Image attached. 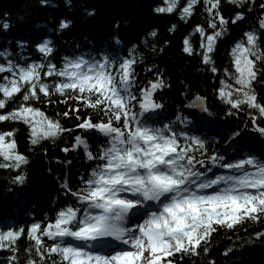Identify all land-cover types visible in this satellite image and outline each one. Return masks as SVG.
<instances>
[{
  "label": "snow or ice",
  "instance_id": "snow-or-ice-1",
  "mask_svg": "<svg viewBox=\"0 0 264 264\" xmlns=\"http://www.w3.org/2000/svg\"><path fill=\"white\" fill-rule=\"evenodd\" d=\"M71 2L65 0L67 5ZM228 2L249 11L253 8L252 0ZM40 3L48 4L49 0ZM197 4L198 0H186L181 7L180 0H166V6H155L153 11L186 19ZM202 6L206 15L204 23L194 27L202 38L196 51L208 70L218 74L219 87L213 89V96L223 105L224 117L243 116V128L217 127L208 96L198 92L187 106L198 108L201 120L193 121L179 111L174 118L166 116L154 97L165 87L163 78L157 73L146 86H138L136 45L120 55L123 42L118 36H112L100 51L61 54L59 65L53 59L51 38L35 45L42 60L27 62L24 56L10 59L7 50L0 52L4 58L0 73H8L0 77L4 97L0 106L19 88L25 89L21 97L24 102L38 101L43 95L45 102L51 103L46 98L60 94L94 112L93 119L98 122L89 119L78 127L96 130L103 137L95 154L85 140L75 137L72 148L83 144L91 166L78 177L75 190L64 185L67 202L54 198V217L40 228V236L33 235L39 222L31 223L28 235L35 244L24 249L29 254L27 264H37L31 257L33 252L39 264H184L185 257L209 252L212 235L218 229L233 230L248 221L264 222V102L258 100L255 90L256 84L264 85V11L257 25L250 24L231 46V71L228 67L218 69L213 59L216 39L228 31L220 0H202ZM259 8L264 9V3ZM85 11L91 15L95 10ZM244 16V11H236L231 22L242 21ZM71 23L62 17L56 31L67 29ZM3 27L7 29L8 24ZM174 27L170 25L168 30ZM147 35L155 36L156 30ZM24 43L17 41L18 45ZM183 45V52L193 54L187 35ZM229 79L233 83H228ZM29 112L40 119H29ZM62 114L68 116L69 112ZM8 115L30 125L33 137L36 131L53 137L63 131L59 121L30 103L27 107L21 104ZM249 124L258 133V146L246 130ZM208 131L215 134L209 136ZM223 137L227 139L222 152L210 148ZM3 141L0 136V152L14 146H5ZM32 143H37L36 139ZM62 150L69 151L67 147ZM3 154L14 155L16 167L26 162L24 156ZM15 179L22 181L23 175ZM19 235L11 228L0 232V248H8L11 238ZM252 236L264 239V229ZM5 237L9 243L2 242ZM40 237L51 243H42ZM231 251L225 247L223 254ZM12 252H16L15 247ZM11 259L15 260V255Z\"/></svg>",
  "mask_w": 264,
  "mask_h": 264
},
{
  "label": "trees",
  "instance_id": "trees-1",
  "mask_svg": "<svg viewBox=\"0 0 264 264\" xmlns=\"http://www.w3.org/2000/svg\"><path fill=\"white\" fill-rule=\"evenodd\" d=\"M185 2L180 0L181 7ZM252 2L253 8L249 11L228 0H220V12L228 20V31L214 48L213 59L218 69L228 67L234 71L231 46L242 37L250 24L257 25L258 17L264 11L259 8L264 0ZM155 6H166V0H72L71 5H67L65 0H49L44 5L40 0H25L18 10L0 17V52L7 50L10 59L19 60L20 56H24L27 62L42 60L43 56L35 45L45 38H51L55 45L53 59L59 65L61 54L72 50L100 51L110 43L112 36H118L123 42L120 55H126L127 49L132 44L136 45L138 86H146L148 81L156 78L157 73L163 78L165 87L158 89L154 97L163 105L166 116L174 118L179 111L193 121L201 120L199 109L187 106L198 92L208 96V106L216 113L217 127H228L230 130L243 128V116L239 119L224 117L223 105L218 102V97L213 96V89L219 87L218 74L208 70L196 51L202 38L194 27L197 23L203 24L206 15L202 0H198V4L193 6L192 15L186 19L173 13H156L153 11ZM86 9L95 11L89 15ZM236 11H244L245 16L242 21L233 24L231 17ZM62 17L72 23L67 29L57 32ZM5 22L7 29L3 27ZM170 25H175L171 32L168 30ZM153 29L156 35L148 36ZM186 35L193 46V54L182 50ZM17 41L25 43L18 45ZM0 62H4L3 57H0ZM7 74L0 73V77ZM228 83L233 82L229 79ZM24 90L19 88V91L11 93L5 98V104L0 106V116L4 117L0 120V136L14 145L15 154L26 157V162L16 167L14 155L0 154V232L9 228L20 232L18 237L11 238V243L7 237L2 241L9 243V247L0 248V264H27L29 254L24 249L35 244L33 237L28 235L31 223L39 222L40 227L33 231V235L40 236V228L47 226L54 217L53 204L57 201L67 202L64 185L73 190L79 187L78 177L88 171L91 162L85 159L83 144L72 148L75 137L80 136L85 140L94 154L97 146L103 143V137L96 130L78 127L85 120L98 122L93 119L94 112L85 108L82 102L65 99L60 94L47 97L53 101L51 103L45 102L43 95L38 101L24 102L21 98ZM255 90L258 100L264 102V85L256 84ZM0 98H4L2 93ZM29 103L31 107L39 108L45 116L59 121L63 131L54 137L36 131L33 137L30 125L8 115L21 104L27 107ZM77 104L79 107H76ZM65 111L69 112L68 116L62 114ZM26 115L34 122L40 119L38 114L29 112ZM208 134L213 136L215 133L208 131ZM32 139H36L37 143L33 144ZM225 139L227 137L221 138L210 148L215 147L222 152ZM252 142L259 145V140ZM65 147L69 149L68 152L62 150ZM64 161L70 163L65 164ZM21 174L23 180L17 181L14 177ZM261 229H264V222L252 221L242 222L233 230L218 229L212 235L209 252L185 257L184 264H206L209 260L215 264H264V239L252 236L254 231ZM40 238L46 245L51 243L46 237ZM13 247L16 248L15 253L12 252ZM225 247L232 248L227 255L223 254ZM13 255L15 260L11 259ZM31 257L39 264L34 252Z\"/></svg>",
  "mask_w": 264,
  "mask_h": 264
},
{
  "label": "water",
  "instance_id": "water-1",
  "mask_svg": "<svg viewBox=\"0 0 264 264\" xmlns=\"http://www.w3.org/2000/svg\"><path fill=\"white\" fill-rule=\"evenodd\" d=\"M25 0H0V17L4 12H12L19 8Z\"/></svg>",
  "mask_w": 264,
  "mask_h": 264
},
{
  "label": "rangeland",
  "instance_id": "rangeland-1",
  "mask_svg": "<svg viewBox=\"0 0 264 264\" xmlns=\"http://www.w3.org/2000/svg\"><path fill=\"white\" fill-rule=\"evenodd\" d=\"M220 38H221V37H218V38L216 39V42H218V41L220 40ZM251 136H253V137L255 138V141H258V139H256V136H255V135H252V134H251ZM3 143L5 144V146H7V145L9 144V142H7L6 139H4ZM4 152H7V153H9V154H15V152L13 151V147H12V148L5 147V149H4L2 152H0V154L4 155V154H3ZM6 156H11V155H6ZM14 178H15V177H14Z\"/></svg>",
  "mask_w": 264,
  "mask_h": 264
},
{
  "label": "bare ground",
  "instance_id": "bare-ground-1",
  "mask_svg": "<svg viewBox=\"0 0 264 264\" xmlns=\"http://www.w3.org/2000/svg\"><path fill=\"white\" fill-rule=\"evenodd\" d=\"M19 7H20V6H19ZM18 9H19V8H18ZM18 9H17V10H18ZM15 11H16V10H15ZM15 11H12V12H15ZM4 13H10V12H4ZM4 13H3V14H4ZM3 14H2V15H3ZM2 15H1V16H2Z\"/></svg>",
  "mask_w": 264,
  "mask_h": 264
}]
</instances>
